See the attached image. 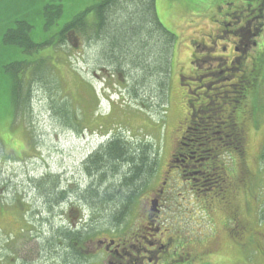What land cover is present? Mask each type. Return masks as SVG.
Segmentation results:
<instances>
[{"label": "flooded vegetation", "instance_id": "obj_1", "mask_svg": "<svg viewBox=\"0 0 264 264\" xmlns=\"http://www.w3.org/2000/svg\"><path fill=\"white\" fill-rule=\"evenodd\" d=\"M157 2H154L155 15L169 30L167 19L164 23L158 14ZM244 2L246 4L227 3L220 19L213 20L208 39L190 41L187 66L179 72L189 111L179 125V135L161 184L154 182L158 157L148 137L109 132V122L104 119L69 126L77 129L76 137L85 143L87 150L85 155L75 158L71 166L60 159L58 150L52 169L44 170L39 177L24 175L25 180L19 184L12 183L13 178L7 176L5 168L0 169V264H229L236 250V236L241 245L238 250L244 253L250 230L255 232L257 246L264 245V229L261 232L249 229L251 223L235 202L238 193L233 194L227 208L222 207L225 214L222 231L210 238L203 236V225L195 214L202 209L212 210L210 203L214 204L215 200L211 197L205 204V193L217 196L220 191L218 186L206 187L204 183L210 166H197L187 157L191 147L188 144L195 137L192 131L199 108L209 100L210 92L226 85L230 87L229 78H236V73H241L237 78L241 87L253 72L255 59L251 50L257 48L264 37V0ZM89 25L92 29V23ZM73 35L67 34V40L71 41ZM88 36L92 43V33ZM72 39L78 47L77 39ZM99 50L104 65L108 59L103 57L102 49ZM99 68L106 77H115L107 67ZM117 74L119 82L122 81L123 74ZM94 77L100 78L96 72ZM218 84H221L219 88ZM138 92V95L142 93ZM145 93L149 100L155 101L150 91ZM159 98L163 100L161 95ZM87 99L97 107L94 89ZM140 104V109L149 108V104ZM64 114L70 116L69 111ZM66 118L63 116L62 121L71 123ZM93 121L97 122L95 131ZM246 122L243 113H239L238 127L247 137ZM78 128L84 130L80 132ZM86 131L90 135H86ZM197 132L201 138L208 136L204 131ZM108 150H115L118 155H137L146 161L148 165L142 167L141 178L126 184L129 181L126 179L136 180L134 176L138 173L130 166L125 172L126 178L114 176L113 167L107 164ZM17 159L24 160L22 156ZM259 256L264 260V251H260Z\"/></svg>", "mask_w": 264, "mask_h": 264}, {"label": "rangeland", "instance_id": "obj_2", "mask_svg": "<svg viewBox=\"0 0 264 264\" xmlns=\"http://www.w3.org/2000/svg\"><path fill=\"white\" fill-rule=\"evenodd\" d=\"M244 1L158 0V14L164 23L165 18L167 19L166 26L177 36V45L173 54L170 75L172 78L166 92L168 100L163 103L159 98L156 84L162 79V75L158 76L155 68L160 64L164 41L161 36L151 40L146 39L145 34L141 36L140 41H144L149 48L145 49L144 54L151 57L147 69L151 72L148 74L149 82L146 85L149 86L151 96H155V101L149 100L148 94L142 93L148 100L146 105L149 104V108L144 110L140 109L142 108L140 103L144 101L142 94H139L138 98L131 91L133 81L131 78L123 75L121 79L123 85L122 81L119 82L118 74L113 73L112 69L108 68L111 74L115 75L113 78L100 73L99 67L102 62L100 52L97 51H100V47L102 50L106 49L104 41L90 44L86 38L74 33L71 41L67 40L61 48L58 44H52L32 55L23 53L18 47L7 46L3 42L6 31L15 28L20 21H27L32 26L31 38L37 44L57 36L66 24L81 13L88 11L87 20L93 23L95 9L101 0H0V169L5 168L7 176L13 178L12 183L19 184L25 180L24 175L39 177L44 170L52 169L57 161L58 150L60 159H65V164L71 166L72 161L85 155L87 150L85 143L76 137L77 129L69 126L73 125L72 123L83 126L88 120L104 119L109 122V132L115 130L129 132L132 136L148 137L158 153L154 182L156 185L161 184V177L179 135V125L189 111L179 83V72L180 69L185 70L187 66L191 54L190 41L208 39V34L213 30V20L220 19V13L227 9L226 4L234 2L246 4ZM59 4L63 7V15L46 31L44 19L46 8ZM122 6L130 10L127 4ZM135 11L134 16L141 15V19L137 21L142 23L144 16L142 6L138 5ZM119 16L121 13L114 15L113 19L117 29L122 28L121 24H126L128 20L129 22L134 20L129 18V15L127 19L124 17L119 20ZM150 31L151 29L146 32ZM72 38L77 39L78 47ZM251 55L254 56V62L260 65L258 78L261 79L258 81L257 89L252 88L248 92L246 100L248 106L246 104L243 106L247 118L246 154L243 158L229 154L221 156L230 182L236 184L219 192L217 196L205 193L203 195L205 204L211 197L215 200L214 204L210 203L213 206L212 210L202 209L195 214L196 220L203 225V236L208 238L222 231L225 216L222 209L230 205L234 193H238L235 202L252 225H249V229L252 227L260 232L264 229V59L261 58L264 56V37L263 42L251 50ZM43 60L45 64L42 71H36V66L26 69L22 89L18 90V95H14L13 76L7 67L16 62L39 64ZM94 72L100 78L94 77ZM135 73L140 74L138 71ZM32 74L44 79L29 84ZM240 75L241 73H236V78H229V83L236 84ZM91 83L94 88H91ZM92 89L95 90L98 100L97 107L87 99V96L92 94ZM28 95L29 101L26 104ZM131 96L136 100L131 99ZM254 104L256 109L252 112ZM60 111L63 113L69 111L70 116L63 115ZM63 116L71 123L65 124L62 121ZM95 125L97 122L93 121L94 131L97 129ZM78 130L80 131L79 128ZM86 135L90 133L86 131ZM17 156H22L23 162H20ZM9 158L14 159L11 161ZM249 232L246 253L238 250L241 245L240 241H236V236L234 242L236 250L229 264H264V260L259 256L260 251H264V245L257 246L254 230ZM244 256L248 258L244 259ZM228 257L231 259V255Z\"/></svg>", "mask_w": 264, "mask_h": 264}, {"label": "trees", "instance_id": "obj_3", "mask_svg": "<svg viewBox=\"0 0 264 264\" xmlns=\"http://www.w3.org/2000/svg\"><path fill=\"white\" fill-rule=\"evenodd\" d=\"M154 2L155 0H101L100 4L95 9V20L91 25L92 29H89L90 25L87 20V11L76 16L69 24H66L62 28L57 35L59 38L58 41L56 40L57 36H53L50 40L40 44L32 40V26L29 22L20 21L15 28L6 31L3 36V42L7 46L18 47L23 50V53L32 55L37 53L40 49L51 46L52 44H58V47L61 48L67 41V34L71 33L80 35L86 38V41H89L88 34L91 32L92 38L94 37L91 39L92 43L99 44V41H104L106 43L104 46L106 49L104 48L102 51L106 53H103V55L104 58L106 55L108 60L105 65H101L112 69L115 74L122 73L128 79L131 78L133 80L131 82V91L136 97L140 98L142 93L150 91L146 83L149 82V72H151L147 70L148 62L151 60V57L149 54L148 56L144 54L145 49L149 48L144 41H140L141 36L145 34L148 40L161 36L164 45L163 51L161 52L162 54L160 53L161 61L159 62V66L155 68V72L160 77L162 75V79L156 84L159 95L162 96V102L164 103V100H168L166 92L171 79L170 75L173 64V54L177 45V36L159 23L160 21H158L156 17L157 14L155 15L156 9L154 10ZM121 3L122 5L127 4L130 10L128 11L124 8ZM138 5L142 6V12L144 14L143 21H146L145 24L143 21L142 23L137 21V19H141V15L134 16L136 13L135 9ZM131 12L133 13L130 14ZM118 13H121V16L118 17L119 20L124 17L127 19L128 15L129 18H134V20L130 22L128 20L126 24H121L122 28L117 29L113 19H115L114 15ZM62 15L63 7L61 4L57 6H48L44 13L45 30L48 31L55 20L61 18ZM149 29H151V31L147 33L146 31ZM261 58L264 59V56L262 55ZM44 64L45 60L39 64L16 62L7 67V70L10 71L13 76L14 95H18V90L22 89V79L29 67L36 66V71H42ZM253 64L251 68L253 72L249 81L243 79L245 82L241 87L238 86V83L240 84L239 81L236 83L237 85L231 84L230 87L226 86L220 90L210 92L209 100L199 108L198 120L196 125L193 126L192 131L195 137H193V141L188 144L191 145L187 154L188 159L197 164V166L201 164H207L206 167L210 166V169H208L206 173V181L204 182L207 184L206 187L213 185L218 186L220 192L227 190L232 185L227 178V168L225 164L222 163L221 156L229 154L230 156L235 155L239 158H243L246 154L247 137L238 127V115L239 113H243L245 117L246 112L243 111V106L246 104V100L249 96L248 92L252 88H254V90L257 89L260 65L256 64V62ZM135 71L140 72V74H136ZM152 72H154V70ZM42 79L44 78L32 74L29 79L30 82H28L32 84ZM138 90L142 92L140 95H138ZM131 91L129 86V92ZM142 99L144 100L142 103L146 105L147 101L143 94ZM28 101L29 95L26 104H28ZM246 105L248 106V103ZM254 109H256L255 104L252 106V112ZM197 131H204L208 136H206V138H201L200 132ZM119 148L120 146H118V150H120ZM115 152L117 151L108 150L107 152V164L109 167H113V175L125 177L127 175L125 173L127 167H134L138 171L134 176L136 180H134L133 177L126 179L129 180L126 184L137 182V179L141 178L142 167L145 164L148 165V163L143 161L140 156L136 155L133 157L126 153L118 155V152ZM157 154L158 153H156V156ZM157 166L158 159L156 158V170ZM130 172L131 170H129V173Z\"/></svg>", "mask_w": 264, "mask_h": 264}, {"label": "bare ground", "instance_id": "obj_4", "mask_svg": "<svg viewBox=\"0 0 264 264\" xmlns=\"http://www.w3.org/2000/svg\"><path fill=\"white\" fill-rule=\"evenodd\" d=\"M105 22V21H104Z\"/></svg>", "mask_w": 264, "mask_h": 264}]
</instances>
